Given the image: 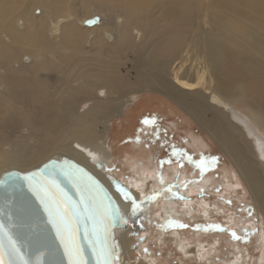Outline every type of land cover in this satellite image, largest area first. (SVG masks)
Wrapping results in <instances>:
<instances>
[{
	"label": "bare ground",
	"instance_id": "1",
	"mask_svg": "<svg viewBox=\"0 0 264 264\" xmlns=\"http://www.w3.org/2000/svg\"><path fill=\"white\" fill-rule=\"evenodd\" d=\"M90 7L92 12L82 17ZM95 16L97 21L86 22ZM134 40L146 43L139 48ZM190 41L202 47L218 90H201L177 73L173 83L168 81L170 63ZM128 47L150 53L149 69L134 80L137 89L149 85V91L164 95L219 144L264 220V160L225 108H235L264 138V0H0V168L67 156L100 177L111 158L107 122L118 115L124 97H135L118 72ZM247 92L258 96L252 99L257 116L241 109ZM191 134L192 147H207L202 136ZM140 179L146 178L135 179L133 188ZM133 195L137 200L114 194L126 213L142 196L135 190ZM162 207L164 217L173 213L171 201ZM139 227L116 231L124 250ZM262 245L259 262L264 239ZM179 247L184 249L183 241Z\"/></svg>",
	"mask_w": 264,
	"mask_h": 264
},
{
	"label": "rangeland",
	"instance_id": "2",
	"mask_svg": "<svg viewBox=\"0 0 264 264\" xmlns=\"http://www.w3.org/2000/svg\"><path fill=\"white\" fill-rule=\"evenodd\" d=\"M91 8L82 17L91 13ZM88 38L91 40V36ZM134 42L139 48L146 43ZM200 48L190 41L170 63L166 74L170 83L177 73L178 77L197 83L201 90L213 87L218 90L217 75ZM123 54L118 72L135 97H124L120 111V105L113 108V113L119 112L108 120L105 134L111 158L99 171V178L113 194L135 198L134 190L141 193L139 200L150 208V215L132 231L121 264H227L237 258L242 264H264V260L259 262L264 239L263 216L232 162L215 140L164 95L149 91L153 90L149 85L137 89L134 80L142 70L149 69V52L128 47ZM241 97L245 103L241 109L257 116L252 99L258 96L247 92ZM128 102L132 103L127 106ZM204 113L213 118L210 110L205 109ZM233 123L228 120V125L236 130ZM99 128L104 126L97 127V131ZM192 132L205 139L206 148L198 151L197 143L192 147ZM43 161L14 169H34ZM140 161L148 168L138 166ZM223 169L229 171L227 176ZM8 170L12 169L1 167L0 174ZM139 177L146 179H140V185L133 188L132 183ZM229 182L239 185L231 187L227 185ZM170 201L173 213L169 211L164 217L162 205ZM180 241L185 245L182 250ZM199 248L203 251L201 256L197 254Z\"/></svg>",
	"mask_w": 264,
	"mask_h": 264
},
{
	"label": "water",
	"instance_id": "3",
	"mask_svg": "<svg viewBox=\"0 0 264 264\" xmlns=\"http://www.w3.org/2000/svg\"><path fill=\"white\" fill-rule=\"evenodd\" d=\"M225 108L264 160V138L235 108ZM133 202L135 211L132 203L126 213L101 178L67 156L51 157L25 172L5 171L0 176V254L5 264H71L75 253L65 247V240L74 237L83 264H101L97 253L104 248L111 252L110 264H121L124 248L116 231L140 225L150 215L143 201ZM61 205L69 206L70 216L58 231L56 211Z\"/></svg>",
	"mask_w": 264,
	"mask_h": 264
},
{
	"label": "snow or ice",
	"instance_id": "4",
	"mask_svg": "<svg viewBox=\"0 0 264 264\" xmlns=\"http://www.w3.org/2000/svg\"><path fill=\"white\" fill-rule=\"evenodd\" d=\"M145 123H148V121H145ZM133 212L135 211L136 204L133 202ZM56 216L61 220V223H58V231L61 227H66L63 225V220L65 218H69V206L68 205H61L60 209L56 211ZM232 235L235 237V233L233 232ZM65 247L69 250L70 253H75L74 258L71 261V264H83L82 260L80 259V253L78 249L75 246V240L74 237L71 239L65 240ZM11 255V253H10ZM98 256L102 257L101 264H110V261L108 259L109 256H111V252L107 249H101L98 253ZM0 264H5L2 254H0ZM8 264H15L14 260H10Z\"/></svg>",
	"mask_w": 264,
	"mask_h": 264
},
{
	"label": "trees",
	"instance_id": "5",
	"mask_svg": "<svg viewBox=\"0 0 264 264\" xmlns=\"http://www.w3.org/2000/svg\"><path fill=\"white\" fill-rule=\"evenodd\" d=\"M139 103H140V102H139ZM139 117H140V116H139ZM138 119H139V118H137V120H136V121H138Z\"/></svg>",
	"mask_w": 264,
	"mask_h": 264
}]
</instances>
